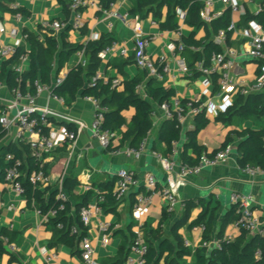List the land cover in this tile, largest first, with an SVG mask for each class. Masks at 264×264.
I'll use <instances>...</instances> for the list:
<instances>
[{"label": "crops", "instance_id": "obj_1", "mask_svg": "<svg viewBox=\"0 0 264 264\" xmlns=\"http://www.w3.org/2000/svg\"><path fill=\"white\" fill-rule=\"evenodd\" d=\"M242 1L247 7V11L249 10L252 13H255L264 2V0ZM13 2H16L18 7L29 11V15H14L10 12L0 11L1 20L7 29V32L0 39V43L4 46H14L20 40L21 44H26L27 49L30 50V45L25 39V30L39 35L41 41L45 42V34L40 29L44 22L59 20L69 23L73 18L72 12H67L58 0H14ZM0 3H6V0H0ZM10 4L12 5L13 3L11 2ZM132 7L133 0H119L108 12H102L96 7L88 8L84 12L85 27L82 30L75 31L71 28H66L68 31L65 36L62 33L66 29L54 31L59 41V47L62 48L64 40L72 45L85 44L89 41H97L104 35L111 34L121 46L128 49L129 54L128 58H122L116 53L109 54L106 59L101 60V67L97 73H100L102 79L120 80L121 84L118 89L122 90L125 82L135 78H142L143 82L137 88V92L146 100H151L146 88V83L150 79H154V84L162 82L166 89H173L175 94L182 99L188 100L201 96L205 90L203 84L205 78L199 72V63L202 61L194 62L191 68L192 60L189 54L183 51L173 57L172 53L168 51V45L177 40L175 31L162 29L157 21V24H153L152 21H155V19L152 14L147 18H141L140 15L133 14L131 12ZM114 11H118L122 15L128 14V23L112 16L110 12ZM218 11L223 12L225 8ZM243 18L244 16L238 18V29L236 32H232L230 43L227 44L229 47L240 51L245 49L248 43V40L244 38V30L248 27V23L239 26L243 22ZM109 22L114 23L112 31L109 30ZM179 23L182 25L184 36H189L193 28L182 22L180 17ZM14 32H18V34L14 36ZM137 34L152 38L148 47V54L151 57L156 59L162 54L169 55L170 71L162 73V77L150 75L147 70L139 68L135 64L132 55L135 45L134 39ZM205 36L206 32L203 28L199 29L195 35L198 40L203 39ZM214 36L212 37L213 40ZM83 58L87 59L86 54L82 57L78 54V51L73 53L60 75L63 74L66 77L70 69L82 65ZM180 58L184 59L188 67L194 72V77L189 78L179 72L178 59ZM8 59L0 58V71H2L3 64ZM123 61H127V63L124 64L123 70L120 71L116 65ZM57 65L56 63L55 69ZM259 66V62L247 56H242L237 60L234 75L248 83H253L259 75ZM21 68L22 70L30 69L29 56H26L22 61ZM55 82L56 77L53 78L52 85L49 84L50 88L43 90L37 97V106L51 111L46 130L47 132L55 133L58 140L56 148L44 154L43 158L40 159L43 165L48 166L50 179L49 186L40 188L44 193V203L48 202L54 190L61 187L64 188L66 178L73 177L76 180V184L70 195V208L65 216L67 222L76 224L80 216L79 210L81 207L79 205L83 202L89 190H93V195L90 197L87 206L96 204L97 198L105 193L104 185L106 183L112 181L116 184L119 170L123 168L131 169L141 179L139 188L130 192L123 200L118 201L116 211L108 210L105 212L101 206V210L92 213L91 222L86 227V236L93 243L95 260L102 264L103 259L116 257L122 242L125 239L129 240L132 232L137 233L138 231V217L133 210V202L137 194L146 192L144 186L145 176L149 173L156 176L157 190L159 191L168 185L172 177H177L179 165L187 162L183 157L184 143L187 141V137L185 135L184 138L183 134L194 128L195 117L189 116L187 118L182 129V137L177 141L175 152L172 155L166 153L167 146L159 138V132L167 121L160 112L157 117H151L153 127L145 138L146 147L139 156L131 155L127 152L117 153V148L126 149L131 147L128 143L121 145V133L118 132L119 136L115 141L116 146L110 149L102 148L92 132V122L95 114L93 102L87 96L79 95L70 106L66 105V103H61L54 98L52 93ZM216 84L217 76L214 75L212 76V84L208 88V95L203 96V101L212 99L214 103H220L216 96ZM29 92L30 85H28L24 97L19 100V105L29 103L25 97ZM254 93L264 95V90ZM15 100V92L8 88L4 79H0V112L8 109ZM3 107L4 109H2ZM11 114L15 115L16 110H12ZM135 114V108L122 112L128 123L132 121ZM217 116H207L210 122L207 127L199 132L197 140L199 145L205 148L203 152L213 155L222 148L229 134H231L234 140L229 144L233 150L230 159L216 167L207 168L200 174L188 176L178 190L181 205L171 211L173 215L162 224L161 228L163 237L172 242L175 247H178V242L173 236V230L183 217L184 203L196 200V205L192 208L190 217L177 232L182 237L185 246L186 241L190 243L189 248L193 252L205 242L203 239L204 231L200 227L190 229L188 225L206 207L209 208V216L211 217V241L217 239V235L222 229L224 230L225 238L235 240L240 236L241 230L237 229L233 223H227L223 226L224 219L230 215L234 205L231 201L233 191H239L254 198L253 208L259 220L264 224V173L251 175L246 173L240 166L238 162V145L242 139L235 134L236 131L244 129H258L260 122L257 119H246L237 115L233 123L227 125L216 121ZM69 130H78V136L72 143L64 141V136ZM16 133L17 127L12 125L0 137V159L6 147L14 146L21 150L24 149L26 143L18 140ZM154 152L162 155V159L154 155ZM187 156L192 157L194 160L198 157L192 149L187 151ZM171 163L174 165V170L169 172L168 168ZM1 172L2 167L0 164V214L2 217L0 221V243L5 247L2 240V230L13 231L16 234L13 242L18 247V251L14 255L7 251H0V264H15L17 260H21L23 264H86L81 256L83 240L80 241L79 237L75 236L73 243H71L72 245L55 240L50 221H47L42 214L38 213L42 203L33 200L32 204H29L25 195H18L9 183L1 180ZM166 209L162 197L155 193L153 194L152 203L144 209L140 220L147 224L148 230L157 229ZM104 222L111 224L109 232L110 242L107 245L102 243L104 233L101 231V224ZM147 234H149V231ZM43 248L48 253H44ZM53 253L57 255L56 258L52 257ZM167 256L168 254L164 255L161 264H165ZM172 259L176 261L174 264H196L194 254L190 256L182 255L177 251Z\"/></svg>", "mask_w": 264, "mask_h": 264}, {"label": "trees", "instance_id": "obj_2", "mask_svg": "<svg viewBox=\"0 0 264 264\" xmlns=\"http://www.w3.org/2000/svg\"><path fill=\"white\" fill-rule=\"evenodd\" d=\"M14 0H6V3H0V11L10 12L14 15H29V11L22 7L14 8L10 4ZM67 12H70V4L72 0H58ZM119 0H101L102 9L100 11L110 9L111 5ZM205 0H133V7L131 12L140 15L141 18H147L152 14L155 21L164 30H178L180 29L178 9L186 12L185 24L192 27L193 31L189 36H183V41L186 45L185 53L190 55L193 63L202 61L204 66L210 64L211 58L215 53L221 52V46L217 45L213 40V35L219 33L220 30H227L232 21L231 9H226L222 16L213 20L210 25L201 20L200 11L204 6ZM165 10V13H164ZM1 19V14H0ZM243 22L239 26L247 24L250 20H256L264 30V9L257 14L247 11V14L242 19ZM203 28L206 36L198 40L195 35L199 29ZM41 32L45 34V42H42L39 35L32 33L28 30L24 31L25 39L30 45V50L27 49L26 44H21L15 54L11 56L4 64L2 71H0V79H4L8 88L16 92L26 93L28 85H30V93L36 92L34 82L39 80L43 84L52 85L53 78L59 77L65 64L69 61L71 55L77 51L85 50L87 64L85 66L79 65L72 68L67 73L63 82L60 85H53L52 93L65 98L66 105H72L79 95L87 97H95L100 100L103 107H105V121L103 128L118 131L122 135L121 145L129 144L131 147H138L140 143L147 137L149 131L153 127L151 118V111L154 104H160L164 101L170 100L175 95L173 89H166L162 82L154 84V79H150L146 83V88L151 100L144 99L137 88L143 82L142 78H135L127 81L124 84V89L119 90L113 88L112 79H98L95 86H90L93 78L96 76L101 67V58L99 53L110 46L116 39L114 36L104 35L97 41H89L85 44L72 45L65 40L63 41L62 48L59 47L54 30L45 29L40 27ZM67 29H70L67 28ZM63 31L62 35L65 36L68 30ZM211 29V30H210ZM232 31L228 32V43ZM192 47H196L193 50ZM30 58L29 70H18L24 57ZM56 63L58 64L56 69ZM123 61L117 64L116 67L122 71L124 64ZM162 73V70H160ZM200 75V73H199ZM216 81V80H215ZM131 108L136 109V114L130 123L127 122L122 112ZM4 109V107L2 108ZM1 115V112H0ZM240 115L246 119H257L260 122L258 129H244L236 131L237 137L241 138L238 145L239 159L238 162L242 168L247 166H257L264 172V95L258 93H249L247 95H238L235 98L234 105L224 113H220L216 121L231 125L235 116ZM194 128L185 133L187 141L184 143L183 157L185 161L193 164L196 162L192 157L187 156V151L192 149L199 157L205 148L200 146L197 140L199 132L207 127L210 120L202 112L195 116ZM6 132L5 127L0 123V137ZM47 132V130H46ZM182 137V128L176 120H167L159 132V138L166 144V153L169 155L174 154L175 145L174 141H179ZM234 138L229 134L222 148H226ZM8 153H14L16 157L22 160L21 175L18 178L25 188V196L29 204L33 200L42 203L41 209L47 212L53 207L59 205L56 195L58 189L51 193L47 203H44V193L40 188L35 187L29 181V176L35 170H44L49 175L47 165H43L42 161L34 156L29 146L25 144L23 150L9 146L6 147L0 159L2 167L1 180H5L6 169L10 163L6 159ZM76 184L73 177H68L64 181V189L69 199L66 203V209L59 212L57 217L50 219V224L54 232V238L58 242H66L70 245L73 243L75 236L79 240L87 235L86 227H84L81 216L76 224L66 221V213L70 208V195ZM114 182L106 183L104 185L105 201L101 204L105 212L108 210H115L118 205V199L114 194ZM132 192V191H131ZM93 195V190H89L84 197L83 202L80 203V210L86 207L89 203L90 197ZM136 199L133 202V206ZM183 217L179 221L174 230L173 236L178 242V247L170 242L167 238L163 237L161 233L162 224L169 219L173 213L166 209L164 211L162 220L157 229L148 230L147 224H144L143 235L149 245V253L146 256V264H161L165 254L168 256L165 259V264H174L176 261L172 257L178 251L179 254L195 255L196 264H264V236L250 234L245 229L241 230V234L235 240L225 239L224 230L222 229L217 239L221 243V247H216L212 254L209 256L208 252L211 247L204 244L199 246L194 252L191 248L186 247L182 241V237L177 233L178 230L185 225L186 220L190 217L192 208L196 205V200L186 201ZM238 206L233 205L230 215L224 219L223 226L227 223H233L238 219ZM211 217L209 216V208L205 210L188 225L190 229L195 227H204L203 239L205 242H210L212 239V226ZM63 223L64 228H59L58 224ZM77 226L80 229V234L72 233V228ZM149 231V234L147 232ZM2 235L8 236L10 241H14L16 234L10 230H2ZM137 236V233L132 232L130 239H125L120 245L118 254L113 258H106L102 260V264H126L128 257L131 254L132 244ZM157 241V242H156ZM263 251L261 259L256 258L258 250ZM6 251V248L0 243V251Z\"/></svg>", "mask_w": 264, "mask_h": 264}, {"label": "built area", "instance_id": "obj_3", "mask_svg": "<svg viewBox=\"0 0 264 264\" xmlns=\"http://www.w3.org/2000/svg\"><path fill=\"white\" fill-rule=\"evenodd\" d=\"M220 2L225 5L226 9H231L232 21L228 26L227 30H220L218 34L214 36V42L221 46L222 51L215 53L211 58L210 64L204 66L201 62L199 63V72L201 76L205 79L203 84L205 90L201 96L193 99H182L178 95H174L170 100L164 101L160 104H156L151 111V117H157L159 112L167 120H176L177 123L183 129L185 122L189 116L195 117L196 115L205 112L206 116L218 115L219 113H224L229 110L234 105V101L237 95H247L249 93L261 92L264 90V30L262 26L256 20H250L248 22V27L244 30V38L248 40L247 46L243 50H238L236 48L229 47L228 44V32L237 31L238 18L245 16L247 14V7L242 0H205L204 6L200 11V17L206 24H211V22L220 16L223 12L216 10V4ZM116 3V2H115ZM113 3L111 7L115 5ZM12 7L17 8L18 4L13 2ZM90 7H96L101 10V0H72L70 4V10L73 14V18L69 23L61 22L59 20L44 22L42 28L51 29L54 31H60L62 29L71 28L75 31H80L85 27L84 12ZM110 7V8H111ZM264 9V2L258 7L255 14ZM108 12V10H104ZM112 16L118 19H122L125 23H128V14L122 15L118 11L110 12ZM178 14L182 22L185 21L186 12L178 9ZM153 24H157L156 21H152ZM109 30L112 31L114 28V23H108ZM7 32L4 22L0 19V39L3 34ZM18 32H14V36ZM177 40L171 42L168 45V51L172 53L173 57L181 54L186 48L183 41L184 33L182 31V25L180 29L175 31ZM152 41L151 37L143 36L142 34H137L134 39V52L133 59L135 64L142 69L147 70L150 75L161 76L162 73L170 71L169 65V55L162 54L158 58H153L148 54V47ZM21 45V41L18 40L14 46H4L0 43V58L6 59L13 56L17 48ZM196 50V47H192ZM118 54L122 58H128L129 51L126 47L121 46V44L115 39L110 46L105 48L99 53L101 60L107 58L109 54ZM78 54L82 57L85 56V50L78 51ZM242 56H247L260 63L259 75L253 83H248L244 79L235 77L234 69L237 65L238 58ZM25 59V57H24ZM23 59V60H24ZM179 61V72L188 76L189 78L194 77V72L188 67L185 60L180 58ZM87 64V59L83 58L82 65ZM18 70H22L21 66ZM162 70V73L160 72ZM217 76V92L220 103L216 104L212 99L203 101V96L208 95V88L212 84V76ZM162 77V76H161ZM65 78V75H60L55 84L60 85ZM101 78L100 73H97L93 78V82L90 86H95L98 79ZM120 80L116 79L112 81L113 88H120ZM36 87V92L34 94L28 93L25 95L28 100V104L19 105V100L24 97V94L20 91H16V100L12 105L1 112L0 123L8 130L12 125L17 127V139L25 142L34 156L39 159L43 158L44 154L51 152L57 146L58 140L57 135L53 132H46V126L49 124V118L51 116V111L47 108H39L37 106V97L43 90H48L50 86L48 84H43L39 80L34 82ZM54 98L58 99L61 103H65V98L53 94ZM94 104L95 114L92 122V132L93 136L96 137L104 149H110L115 145V141L118 139V131L103 128L105 121V107L102 106L99 99L95 97H88ZM16 110V114L12 115L11 111ZM81 129V128H80ZM78 136V130H69L65 136V142H74ZM63 141V142H64ZM146 139H144L138 147H129L126 149L117 148V153H125L131 155L139 156L140 153L146 147ZM174 145L177 141L173 142ZM232 147L227 146L226 148H221L216 151L213 155L203 152L199 157L196 158V162L193 164L184 162L179 165V173L177 177H172L167 186L163 187L159 191L157 190V180L156 176L149 173L144 178V186L146 188L145 193H139L136 196V201L133 206V210L138 217V231L137 236L132 244L131 254L127 259L126 264H146V256L149 253V245L147 244L144 235L143 227L144 224L140 220V216L144 209L152 203L153 194L158 193L169 211H174L181 205V201L178 196V190L183 184V181L190 175L200 174L203 170L207 168H213L220 164L227 162L232 154ZM158 158L162 159V155L154 152ZM7 161L10 163L9 167L6 169L5 181L9 183L18 195L25 194V188L19 177L21 175L22 160L15 156L14 153H8L6 155ZM169 172L174 170V165L171 163L168 168ZM243 170L251 175H256L264 173L257 166H247ZM29 181L32 185L37 188H45L49 186L50 179L49 175L46 174L44 170H35L29 176ZM141 185V179L138 174L127 168H123L117 173V180L114 187V194L117 199L123 200L131 191L136 190ZM56 199L59 202L57 207L49 209L44 212L41 208L38 209V213L42 214L47 221L57 217L59 212L66 209V203L68 202V195L65 189L61 187L58 189ZM105 201V196L101 195L97 198L95 205H89L83 207L80 212L81 221L84 227H88L91 222V216L94 211L101 210V204ZM231 201L234 205L238 206V219L233 222V225L239 229H245L250 234H255L259 236H264V224L259 220L253 208L254 198L251 195H245L239 191H233L231 194ZM0 214V221H1ZM59 228H64L63 223L58 224ZM110 227L109 222H104L101 224V231L104 233L102 238L103 245H107L110 242ZM204 231V227H200ZM72 233L79 235L80 229L77 226L72 228ZM229 239V238H225ZM2 240L5 244L6 251L10 254H16L18 247L13 241H10L8 236H2ZM186 246H190L188 241L185 242ZM207 247H221V243L218 239H214L210 242L203 243ZM81 256L86 264H100L95 260V250L92 241L85 236L83 238ZM44 253L48 251L43 248ZM256 258L261 259L263 256V251L258 250L256 252ZM53 258H56L55 253L52 254ZM15 264H23L21 260H17ZM258 264V263H257Z\"/></svg>", "mask_w": 264, "mask_h": 264}, {"label": "rangeland", "instance_id": "obj_4", "mask_svg": "<svg viewBox=\"0 0 264 264\" xmlns=\"http://www.w3.org/2000/svg\"><path fill=\"white\" fill-rule=\"evenodd\" d=\"M216 8H217V10H220V9L225 8V5L221 4L220 2H217Z\"/></svg>", "mask_w": 264, "mask_h": 264}, {"label": "water", "instance_id": "obj_5", "mask_svg": "<svg viewBox=\"0 0 264 264\" xmlns=\"http://www.w3.org/2000/svg\"><path fill=\"white\" fill-rule=\"evenodd\" d=\"M183 137L185 138V133L183 134ZM215 249V247H211L209 252H208V255L210 256L212 254V251Z\"/></svg>", "mask_w": 264, "mask_h": 264}]
</instances>
